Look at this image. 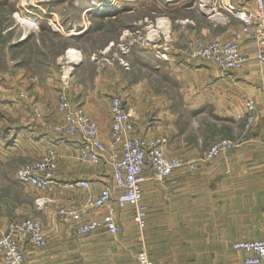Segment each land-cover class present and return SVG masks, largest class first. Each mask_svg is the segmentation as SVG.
I'll return each instance as SVG.
<instances>
[{"label":"crops","instance_id":"obj_1","mask_svg":"<svg viewBox=\"0 0 264 264\" xmlns=\"http://www.w3.org/2000/svg\"><path fill=\"white\" fill-rule=\"evenodd\" d=\"M147 2L149 1L140 0L137 6ZM186 2L189 4L205 2L215 6L210 13L202 12L210 26L207 24L204 27L199 22L195 24L186 17L178 20L180 23L178 31L168 28L172 49L168 54L169 59L165 61L159 60L155 54L149 56V59L143 60L142 55L135 48H132L133 54H125L119 43L120 38L126 34L125 31L120 32L116 42L108 38V41L101 47L103 59L108 58V64L103 62L101 71L98 73L100 76L94 81L95 84L99 80L102 83L99 90L100 94H98V88L93 85V88L86 87L81 92H76L69 99L73 105L82 107L97 122L102 139H106L111 119L110 99L113 96L121 97L134 117L136 132L145 137L166 138L165 153L171 157L180 156L191 159L199 155L200 152L203 153L214 140L225 138L233 141L235 147L229 153L228 160L219 156L213 162V188L219 191L220 197L224 200L221 204H217L215 209L245 211L248 213L246 218H242L244 217L242 216L239 220L227 222L221 215L219 216L220 220L214 221L196 217V215L205 214L209 207L205 205L206 199L200 198V196L202 191L211 186L210 181L206 180V178L211 179V174H178L179 172L176 170L175 172L178 173L171 176L177 181L173 190L168 189V182H165L167 180L157 182L152 172L145 168L144 173L147 180L142 184V193L148 209L147 226L168 227L173 226V223L182 226L186 230V236L182 238L181 242L184 243L183 249L185 248L184 250L187 252L193 248L192 243L229 244L225 249L221 246L223 248L219 251L218 249L212 250L211 258L212 260L221 259L214 264H238L246 256V253L234 249L233 243L260 239L264 235V213H261L260 219L250 214L253 211L264 212V202L260 203L259 201V205H255L253 202L254 195H259L260 200L264 199V68H261L254 60H249L239 70L223 72L208 62L184 61L178 50L185 47L186 44L195 40H226L241 27L239 20L217 6L218 0H178L176 3L170 4V7L165 10L168 11V14H173L181 4ZM241 2L242 0H231V3L237 6ZM112 11L113 8H107L103 11L108 14L107 19L124 14L117 9ZM227 18L230 20L229 33L226 35L217 34L214 29ZM86 31V36L92 32L89 29ZM193 33L195 35L190 36ZM177 34L182 35V37H176ZM239 48L243 54L250 55L251 45L247 36L239 42ZM76 51L79 53V50ZM83 63V61L80 63L78 60L71 79L75 72L81 71ZM74 75L76 76V74ZM77 80H72L71 83L75 84ZM99 98L103 100L101 102H105L103 104L105 113L102 115H99L94 108ZM249 100L255 103L256 119L251 127L245 130L244 120L241 117L245 112V103ZM203 126H209L207 130L213 131V133L202 136L200 131L203 130ZM191 131L193 132L191 133ZM208 138L211 140L207 143ZM78 143V137L72 136L60 144V163L52 187L53 185L54 187L60 186L63 191L56 193L51 187L49 192L53 193V196L48 198L58 204L78 202L81 199L83 192L80 194L78 193L79 189L68 188L69 183L89 180L91 190L98 192L109 182L108 170L98 169L102 171L98 174L89 165L85 166L87 164L80 163L76 159ZM159 185L164 190L161 191V188H158ZM195 189L197 192L199 190V193L192 192ZM167 191L171 197L168 201L164 198L167 203L165 210L169 208L168 211L172 212L176 208V211L188 215L187 219L173 222L166 218H158L161 214L158 199L162 194L167 195ZM192 194L196 196L193 200L190 196ZM230 197L239 200L240 203L228 202ZM121 211H117L115 214L116 222ZM103 213L104 209H101L94 214L99 217ZM155 215L160 220L156 221ZM12 216L13 211L8 209L7 204L0 205V226L4 227L7 218ZM40 220L44 223L46 248L51 243L73 245L79 242L80 237L75 234L72 224H70V228L72 231L74 230V234L64 233V228L60 227L59 233L50 236L48 235L49 224L47 225L41 218ZM211 226L216 227V234H209L211 230L206 229V227ZM165 236L157 234L158 238L165 239ZM145 240L148 241V237ZM163 241L167 242L166 240ZM154 244L158 251L161 250L166 253V250L169 249L162 246V242L157 241ZM34 250L38 251L39 249L29 244L26 245L24 263L27 261L28 264H45L47 259H55L54 264H75V261L79 260L73 259L75 256L73 249L69 251L66 249L42 250L39 252ZM101 253L102 255L110 254V252ZM200 253H204V250L197 249V251L189 254L182 252L177 257L185 260H198ZM36 254L37 257H35ZM86 254L89 253L86 252ZM112 254L115 255L116 253ZM160 257L169 258V255L160 254ZM203 258L205 259V256ZM85 264H95L93 256L85 257ZM198 264H201L200 261ZM207 264H211V261L209 260Z\"/></svg>","mask_w":264,"mask_h":264},{"label":"rangeland","instance_id":"obj_2","mask_svg":"<svg viewBox=\"0 0 264 264\" xmlns=\"http://www.w3.org/2000/svg\"><path fill=\"white\" fill-rule=\"evenodd\" d=\"M139 1L0 0V205L7 204L8 209L13 211L12 217L29 216L37 220L41 218L47 225L49 224L48 235L50 236L59 233L60 227L64 228V233L74 234V230L72 231L70 228L71 225L57 215L56 207L59 204L48 199L53 196V193L49 192L52 185L48 189L40 191L30 185L20 184L16 179V170L28 160L38 159L49 150L55 152L59 165L60 144L66 141L68 136L58 134L54 130V126L61 122L56 108L58 95L64 92L69 98L76 92H81L86 87L93 85L98 88V94H100L102 83L99 80L95 84L94 81L100 76L98 73L101 71L103 62L107 63L108 61V58L103 59L101 52V47L108 41V38L116 42L120 32L125 31L126 34L119 40L125 54H133L132 48H135L142 55L143 60H147L149 56L155 54L159 60L165 61L169 59L168 54L172 49L168 28L178 31L180 26L178 20H182L183 17L195 24L199 22L205 27L209 23L203 17L202 12L210 13L215 7L205 2H193L192 4L186 2L181 4L182 7L179 6L175 13L168 14L165 9L178 0H148L149 2L137 6ZM107 8H113L112 12L117 9L124 14L107 19L108 14L103 12ZM222 17L225 16L222 15ZM186 22L188 23V21ZM229 28L230 20L227 18L214 30L217 34L226 35L229 33ZM87 29L92 32L86 36ZM193 35L195 33L190 36ZM176 37H182V35L177 34ZM186 46L178 51L183 60L187 62L184 53ZM69 48H73L75 51L79 50V53L75 52L77 56L74 53L75 58L77 62L78 60L80 63L84 62L81 71L75 72L76 76L73 74L72 79L71 75L77 62H70L67 58ZM147 69L149 70L148 65ZM76 79H78L77 83ZM72 80H75V84L71 83ZM97 101H99L98 104H96ZM97 101L94 108L99 115H102L105 113L103 111L105 102H101L103 101L101 98ZM36 108L39 109V113L35 111ZM207 127L209 126H203V130L200 131L202 136L213 133V131L207 130ZM107 139L108 137L105 140ZM209 140L211 138H208L206 142L208 143ZM202 154L200 152L199 155L191 159L183 158L198 161V168L195 171L179 169V173H173L211 174V179L206 178L207 181H210L211 186L202 191L200 196V198L206 199L205 205L209 207L205 214L196 215V217L214 221L220 220L219 216L221 215L227 222L239 220L242 216H244L242 218H246L248 213L245 211L215 209L217 204L224 201L220 197L219 191L213 188L214 174L212 171L215 159L202 161ZM75 156H77V149ZM220 156L225 160L229 158V154ZM88 165L96 173L102 172L98 170L97 166L90 164L85 166ZM171 180H174L172 184H170ZM156 181L158 182L157 179ZM165 182H168V189H175L177 181L173 177ZM158 188H161V191L164 190L161 185ZM52 190L56 193L63 191L62 187L57 185L55 187L53 185ZM192 192L195 193L197 190ZM78 193L82 194V190H78ZM190 196L192 200L196 198L193 194ZM170 197L169 192L165 196L164 194L160 195L158 204L161 214L158 218H166L173 222L187 219L188 215L176 211V208L172 212L168 211L169 208L165 210L167 203L164 198L168 201ZM259 201L262 203L264 199L260 200L259 195H254V204L259 205ZM228 202L240 203L239 200L231 197ZM94 213L93 215H95ZM261 213L264 212H250L251 215L259 219ZM156 216H154L155 220H160ZM41 223L44 224L42 221ZM117 224L119 233L116 235L95 231L79 235V242L73 245L51 243L48 248H46V244L44 248L34 251L55 249L69 251L73 249L72 251L75 252L73 259H79L75 261V264H85V257L91 256H93L95 264H138L137 255L139 252H145L152 264H154L153 261L158 264H198V261L201 264H207L209 260L211 264H214L221 259L212 260V250L218 249L219 251L229 245L217 244V242L192 243L193 248L187 252L184 250L185 248L183 249L184 243L181 242L182 238L186 236V230L182 226L173 223V226L168 227L146 225L144 229H139L135 223V210L132 206H127L119 213ZM43 229H45L44 225ZM206 229H210L209 234L212 235L217 232L215 226L206 227ZM157 234L166 235L165 239L158 238ZM147 237L148 241L145 240ZM163 240L167 242L165 243ZM157 241L162 242V246L169 248L166 253L156 249L154 243ZM197 249L204 250V253H200L198 260H185L177 257L182 252L189 254ZM101 252H110V254L102 255ZM160 254L169 255V258L160 257ZM55 261V259H47L45 264H54ZM24 264H28L27 261Z\"/></svg>","mask_w":264,"mask_h":264},{"label":"built area","instance_id":"obj_3","mask_svg":"<svg viewBox=\"0 0 264 264\" xmlns=\"http://www.w3.org/2000/svg\"><path fill=\"white\" fill-rule=\"evenodd\" d=\"M217 6L239 20L241 27L226 40L191 42L184 50L187 62L201 60L228 72L239 70L246 62L254 60L264 68V0H242L238 6L231 0H218ZM245 36L251 45L250 55L243 54L239 48V42ZM56 108L61 122L54 126V130L64 136L78 137L77 160L109 172L108 184L98 192L91 190L89 180L69 183L68 188L82 190L81 199L56 207L57 215L72 224L78 235L95 231L118 234L115 214L127 206L134 207L136 226L144 229L148 219L142 193V184L147 180L145 168L158 181L170 179L179 169L195 171L198 168V161L168 156L164 149L166 138L138 135L134 117L119 96L110 99L111 121L107 140L102 139L97 122L82 107L72 105L64 92L58 95ZM38 110L35 109L36 112ZM255 112V103L247 101L241 117L245 130L254 123ZM234 147L235 143L228 139L214 140L203 152L201 160L211 161L220 155L228 156ZM57 170L56 154L49 150L40 158L20 165L16 170V179L20 184L43 191L54 183ZM173 182L171 180L170 184ZM101 209L105 211L102 216L93 215ZM28 244L37 249L46 246L41 221L29 216L7 218L4 227L0 226V262L24 264V250ZM233 248L246 253L238 264H264V235L260 239L236 241ZM137 258L138 264H152L145 252H139Z\"/></svg>","mask_w":264,"mask_h":264},{"label":"bare ground","instance_id":"obj_4","mask_svg":"<svg viewBox=\"0 0 264 264\" xmlns=\"http://www.w3.org/2000/svg\"><path fill=\"white\" fill-rule=\"evenodd\" d=\"M75 51L72 49V48H69L68 49V56H67V58L70 60V62H77V60H76V58H75Z\"/></svg>","mask_w":264,"mask_h":264}]
</instances>
